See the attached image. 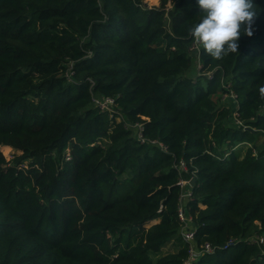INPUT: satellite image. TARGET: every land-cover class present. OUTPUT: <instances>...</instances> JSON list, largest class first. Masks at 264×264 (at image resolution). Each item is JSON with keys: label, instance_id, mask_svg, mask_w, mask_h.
Here are the masks:
<instances>
[{"label": "trees", "instance_id": "trees-1", "mask_svg": "<svg viewBox=\"0 0 264 264\" xmlns=\"http://www.w3.org/2000/svg\"><path fill=\"white\" fill-rule=\"evenodd\" d=\"M153 1L0 0V264H184V241L153 257L183 240V175L214 247L191 264H264V0L221 60L188 36L197 0Z\"/></svg>", "mask_w": 264, "mask_h": 264}, {"label": "clouds", "instance_id": "clouds-1", "mask_svg": "<svg viewBox=\"0 0 264 264\" xmlns=\"http://www.w3.org/2000/svg\"><path fill=\"white\" fill-rule=\"evenodd\" d=\"M197 4L203 14L201 21L189 27L187 33L211 58L221 60L237 53L239 37L253 35L251 26L258 16L253 0H197ZM258 88L264 98V84Z\"/></svg>", "mask_w": 264, "mask_h": 264}, {"label": "built area", "instance_id": "built-area-1", "mask_svg": "<svg viewBox=\"0 0 264 264\" xmlns=\"http://www.w3.org/2000/svg\"><path fill=\"white\" fill-rule=\"evenodd\" d=\"M94 102L98 107L107 111L111 117H116L118 121H123L122 113L120 112L119 109L116 108L114 98L98 97V98H94ZM126 125L131 126L132 128L135 129V135L142 143L147 141V138L143 135L144 126L141 123L131 124V123L126 122ZM150 142L152 144H158L162 148H165L164 144L158 139L150 140ZM180 171L181 172L186 171V164L184 163V161H181ZM179 183L183 191L182 197H181L182 207L180 209V216L183 220V225L181 228V235H182L183 241L190 244V249H189L190 256L188 257V259L184 261V264H191L192 261L195 260L199 254L212 252L214 247L210 243H205L203 246H201L200 249H197L194 246L193 241L195 237V229L194 227L191 226L192 224L191 218L190 216L186 214V210L184 206V202H185L184 200L190 197L192 194L191 189L189 188V187H192L190 185V178H187L183 175L180 178ZM261 241H263L262 238H261Z\"/></svg>", "mask_w": 264, "mask_h": 264}, {"label": "rangeland", "instance_id": "rangeland-1", "mask_svg": "<svg viewBox=\"0 0 264 264\" xmlns=\"http://www.w3.org/2000/svg\"><path fill=\"white\" fill-rule=\"evenodd\" d=\"M148 4L149 5H154V4H158V1H153V0H147ZM195 60H197V56H195ZM197 68L194 67L190 72L189 74L190 75H197ZM224 98L226 96H223ZM258 145H262L264 146V135L263 136H259V138L257 139V142H256ZM249 145L248 144H245V143H239L237 146H236V149L238 151V153H240V155L242 156L247 147ZM3 152L4 154L6 155V157L9 159V160H12L16 155L20 154V152H18L17 150L15 149H12V148H8V147H3ZM183 243V240L180 238V236H176L174 240H171L170 242H168L161 251H159L158 253H153V257L154 259H158L160 256L162 255H166V254H169V253H174L176 252L181 244Z\"/></svg>", "mask_w": 264, "mask_h": 264}, {"label": "water", "instance_id": "water-1", "mask_svg": "<svg viewBox=\"0 0 264 264\" xmlns=\"http://www.w3.org/2000/svg\"><path fill=\"white\" fill-rule=\"evenodd\" d=\"M252 130V129H251ZM195 182H196V178L195 177H192L191 179H190V185L191 186H194L195 185Z\"/></svg>", "mask_w": 264, "mask_h": 264}, {"label": "crops", "instance_id": "crops-1", "mask_svg": "<svg viewBox=\"0 0 264 264\" xmlns=\"http://www.w3.org/2000/svg\"><path fill=\"white\" fill-rule=\"evenodd\" d=\"M157 221H158V219H155V220H153L151 223H155V222H157ZM151 223H150V224H151Z\"/></svg>", "mask_w": 264, "mask_h": 264}]
</instances>
